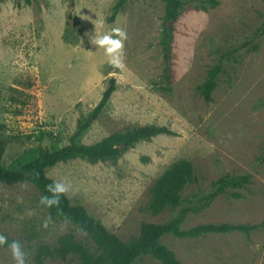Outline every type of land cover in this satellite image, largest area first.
Instances as JSON below:
<instances>
[{
	"label": "rangeland",
	"instance_id": "obj_1",
	"mask_svg": "<svg viewBox=\"0 0 264 264\" xmlns=\"http://www.w3.org/2000/svg\"><path fill=\"white\" fill-rule=\"evenodd\" d=\"M117 1L0 2L3 165L9 167L28 149L68 144L77 122L114 79L115 90L82 143L146 125L174 135L138 141L114 161L59 162L45 169L46 176L71 185L65 194L70 204L83 207L124 242L138 236L142 222L165 223L185 207L199 209L187 214L183 230L256 225L250 234L165 235L159 243L182 264H264V0H217L207 11L183 0L186 6L173 25L169 91L159 89L166 83L160 46L164 1L127 0L110 20ZM112 27L127 33L123 69L111 66L103 49L91 43L95 29L100 34ZM217 65V85L205 101L198 87ZM180 160L192 164L195 176L181 192L182 206L152 215L151 187ZM226 174L249 181L206 204L204 198ZM40 198L29 183H0V233L20 241L26 264H37L38 245H54L65 233L90 243L72 224L54 219ZM0 264H14L8 247L0 246ZM134 264L161 263L141 255Z\"/></svg>",
	"mask_w": 264,
	"mask_h": 264
},
{
	"label": "trees",
	"instance_id": "obj_2",
	"mask_svg": "<svg viewBox=\"0 0 264 264\" xmlns=\"http://www.w3.org/2000/svg\"><path fill=\"white\" fill-rule=\"evenodd\" d=\"M23 1L29 5L37 0ZM126 1H117L113 7L110 20H114ZM163 1L165 9L161 24L160 46L165 63L164 78L166 83L160 85L159 89L169 91L173 25L186 6V2L183 0ZM192 3H195V9L202 11H207L209 8L218 5L217 0H193ZM220 71L221 66H215L209 71L206 80L198 87V92L205 101L211 99ZM114 90L115 80L110 79L97 105L87 117H83L77 122L73 134L69 137L68 144L62 147L28 149L9 167H5L2 163L4 150L0 147V183L6 185L29 183L38 191L40 197L51 195L47 191V185L54 183V181L45 174V169L48 167L74 158H80L91 163L114 161L124 150L138 141L150 140L158 135H174L166 127L146 125L132 128L125 133H113L94 144L82 143V136L90 128L92 122L98 118ZM120 145H124L122 150L118 148ZM194 180V168L188 160H180L170 165L150 189L149 212L152 215H158L166 209L181 207V192ZM248 181L247 176L226 174L217 181L214 191L208 194L204 200L208 204L216 196L224 193L227 188L239 189L244 187ZM233 196L239 197V194L236 193ZM198 209V207L181 208L175 217L162 224L142 222L138 236L124 242L117 235L109 232L99 220L89 216L83 207L71 205L64 194L60 196L58 206L48 208L49 213L56 220L72 224L89 239L90 243L77 240L72 233H65L57 238L54 245H38L35 250L34 261L37 264H42L45 259H56L65 262L74 258L75 264H134L141 255H149L161 264H182L170 250L159 243L163 236L172 235L179 238L194 239L207 234H229L234 232L250 234L257 228L256 225L206 224L189 230L181 229L187 214ZM8 240L11 242L16 239ZM3 247H7V245Z\"/></svg>",
	"mask_w": 264,
	"mask_h": 264
},
{
	"label": "clouds",
	"instance_id": "obj_3",
	"mask_svg": "<svg viewBox=\"0 0 264 264\" xmlns=\"http://www.w3.org/2000/svg\"><path fill=\"white\" fill-rule=\"evenodd\" d=\"M102 24V21H99ZM91 43L99 49H103L108 58V63L114 68L123 69L124 45L127 40V33L122 27H112L109 31L95 34L91 38ZM71 185L60 181L47 185V191L51 195H44L40 198V203L47 208H52L60 204V196L70 191ZM51 219L50 217L48 218ZM47 221H45V227ZM7 245L11 252L14 264H26V255L22 244L18 240L9 242L8 237L0 233V246Z\"/></svg>",
	"mask_w": 264,
	"mask_h": 264
},
{
	"label": "water",
	"instance_id": "obj_4",
	"mask_svg": "<svg viewBox=\"0 0 264 264\" xmlns=\"http://www.w3.org/2000/svg\"><path fill=\"white\" fill-rule=\"evenodd\" d=\"M123 147H124V145H120L118 148H119V150H122Z\"/></svg>",
	"mask_w": 264,
	"mask_h": 264
}]
</instances>
